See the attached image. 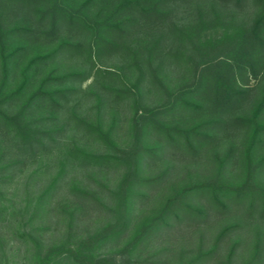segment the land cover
<instances>
[{"label": "rangeland", "instance_id": "rangeland-1", "mask_svg": "<svg viewBox=\"0 0 264 264\" xmlns=\"http://www.w3.org/2000/svg\"><path fill=\"white\" fill-rule=\"evenodd\" d=\"M49 1L0 0V50L3 53L13 49L17 51L10 64L8 87L11 88L16 85L30 56L47 53L60 42H68L70 52L65 51L64 57L38 67L33 71L32 79L36 87L49 70L58 66L55 75L62 77L57 85L60 84L59 88L65 92L63 103L45 100L32 109L33 117L48 119L43 122L47 129L63 128L57 139L72 140L89 152H103L105 147L102 143H94L76 120L92 123L99 119L105 129H112V139L117 147L130 149L135 145L132 135L134 124L149 115V111L161 107L166 99L164 89L184 96L178 106L158 119L169 127L196 132L188 143L183 138L171 140L157 129L147 128L137 142L144 154L139 159L138 176L149 182L134 188L128 215L129 228L119 240L108 244L104 252L114 253L122 246L136 228L142 212L151 215L161 203L186 186L218 181L231 186L230 189L247 188L252 192L241 196L228 193L218 198L202 190L185 195L175 203L176 208L169 219L161 222L142 240L133 256L134 261L186 264L201 257L195 264H264V133L248 161L244 152L251 129L242 121L250 116L261 97L264 50L256 54V60L250 61L251 65L239 67V64L231 62L232 68L227 74L223 68L217 69V75H225L220 79L237 94L232 105L222 107L215 103L212 91H205L203 81L198 78L199 58H195L196 65L185 61V55L191 56L189 52L192 50L189 44L186 45V40L182 41L187 34L194 38L198 35L197 40L203 41L206 38L215 40L225 31L240 29L247 32L261 13V0H170L162 5L163 15L158 20L138 17L131 27H124V31L117 34L115 47L106 48L104 43L102 47L101 44L92 45L90 58L87 45L91 39L87 25L65 26L60 23L48 36L51 20L43 10ZM72 1L79 3L82 0ZM119 2L100 0L95 3L93 12L101 11L103 15ZM74 6L72 4L71 8ZM87 17L82 16V20L91 24L92 14ZM15 27L17 33L3 35ZM153 43H157L158 53L165 62L163 70L158 73L161 86L151 83L150 75L145 73L140 91L134 95L136 100H141L136 106L130 95L119 94L120 91H133L132 85L137 77L136 70L134 74L123 71L125 53L137 50L144 54V50L150 49ZM156 62L153 60V67ZM207 78L211 81L216 77L209 75ZM199 83L203 86L196 90ZM69 118L72 120L66 126L65 120ZM260 120L264 121V111ZM1 130L0 127V133H3ZM5 148L0 146V166L9 167L5 175H11L9 188L12 192L14 187H20L18 182L28 176L37 162ZM87 173L77 169L72 176L88 185L92 182L86 178ZM119 173L105 169L103 175L96 177H106L113 183ZM87 224L86 216L84 225ZM2 235L9 237L6 229L0 227ZM49 238L47 234L45 239ZM12 245L10 247H14ZM3 246L6 257H9L7 242ZM19 250L23 251V247ZM15 260L16 264H23V261Z\"/></svg>", "mask_w": 264, "mask_h": 264}, {"label": "trees", "instance_id": "trees-1", "mask_svg": "<svg viewBox=\"0 0 264 264\" xmlns=\"http://www.w3.org/2000/svg\"><path fill=\"white\" fill-rule=\"evenodd\" d=\"M99 1L82 0L77 3L72 0H50L47 8L43 10L51 20L48 36L60 23L65 26L87 25L91 39L87 45L90 58L92 45L96 47L101 44L102 47L104 43L106 48L115 47L117 34L123 32L124 27H131L138 21V17L158 20L163 15L162 5L170 0H120L103 15L101 11L93 12L95 3ZM72 4L75 8H71ZM261 8L260 15L247 32L240 29L225 31L215 40L206 38L203 41L197 40L198 35L195 38L188 34L182 37V41L186 40V45L189 44L192 50L189 52L191 56L185 55V61L192 65L195 58H199L198 78L203 81L205 91H212L215 103L222 107L232 105L237 94L226 85L228 83L225 84L220 79L225 75H217L216 71L223 68L224 74H227L231 70L229 68H232L231 62L239 64V67L243 64L251 65L250 61L256 60V54L264 50V0H261ZM89 13L92 14L91 24H85L82 16L88 18ZM17 32L15 27L3 35H13ZM157 43H153L150 49L143 48L146 49L144 54L137 50H127L125 53L126 64L123 71L134 74L136 70L137 77L132 85L133 91H120L119 94L130 95L136 106L141 100H136L134 95L140 91L145 73L150 75L151 83H161L158 73L163 70L165 62L158 53L160 51ZM68 46V42H60L47 53L30 56L17 78L16 85L11 88L8 87L10 64L17 51L13 49L3 53V50H0V127L3 131L0 133V146L37 162V166L28 176L18 182L20 187H14L12 192L9 188L12 183L11 175H5L9 167L0 166V227L9 233L8 238L0 236V264H16L15 258L23 261V264H145L133 259L139 244L152 230L159 227L161 222L169 219L176 208L175 203L185 195L202 190L209 191L213 197L218 198L217 196H225L228 193L241 196L252 192L247 188L230 189L231 186L218 181L186 186L174 197L161 203L151 215L147 216L142 212L136 228L122 246L114 253H105L103 249L119 240L129 228L128 215L134 199V188L149 182L138 176L139 159L144 155L138 148V140L147 128L157 129L171 140L183 138L188 143L194 139L196 132L193 129L180 130L169 127L163 120L158 119L163 113L178 106L184 96L180 92L174 94L164 89L166 99L160 104L161 107L149 111V115L141 117L139 123L134 124L132 135L135 145L130 149L117 147L112 139V129H105L99 119L89 123L76 118L94 143H102L105 147L103 152H89L72 140L57 139L63 128L47 129L43 122L48 119L33 117L32 109L45 100L63 103L66 95L59 88L60 84L57 85V81L62 77L55 75L58 66L49 70L38 86H33L32 79L33 71L38 67H45L47 63L64 57V52L69 50ZM98 49L100 51L99 47ZM153 60L157 61L154 67ZM209 75L216 78L210 81L207 78ZM199 86L203 84H197L196 90ZM263 111L264 87L250 116L242 120L251 129L244 152L248 161L259 143L260 135L264 133V121L260 120ZM71 120H65L66 126ZM77 169L88 171L85 176L92 183L84 185L72 176ZM105 169L120 172L113 183L106 177H96L103 175ZM86 216L89 220L87 226L84 225ZM47 234L50 235L48 240L45 239ZM4 242H7L9 247V257L4 253ZM15 243L17 245H12ZM19 247H23V251H20ZM200 258L189 260L186 264H195Z\"/></svg>", "mask_w": 264, "mask_h": 264}]
</instances>
